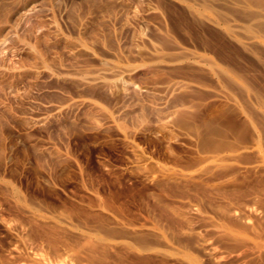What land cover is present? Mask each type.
<instances>
[{
  "label": "rangeland",
  "instance_id": "obj_1",
  "mask_svg": "<svg viewBox=\"0 0 264 264\" xmlns=\"http://www.w3.org/2000/svg\"><path fill=\"white\" fill-rule=\"evenodd\" d=\"M0 264H264V0H0Z\"/></svg>",
  "mask_w": 264,
  "mask_h": 264
}]
</instances>
